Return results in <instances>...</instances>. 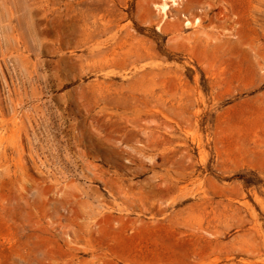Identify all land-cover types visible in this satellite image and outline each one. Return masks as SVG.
Here are the masks:
<instances>
[{
	"label": "rangeland",
	"instance_id": "1",
	"mask_svg": "<svg viewBox=\"0 0 264 264\" xmlns=\"http://www.w3.org/2000/svg\"><path fill=\"white\" fill-rule=\"evenodd\" d=\"M172 1L0 0V264H264V0Z\"/></svg>",
	"mask_w": 264,
	"mask_h": 264
},
{
	"label": "bare ground",
	"instance_id": "2",
	"mask_svg": "<svg viewBox=\"0 0 264 264\" xmlns=\"http://www.w3.org/2000/svg\"><path fill=\"white\" fill-rule=\"evenodd\" d=\"M172 3H173V5H176V2L173 0L172 1ZM213 4L212 3H208V6H212ZM168 7H167V4L166 3H163V4H161V7H160V9H162L163 10V13H165L166 12V9H167ZM169 9V8H168ZM196 19H198V18H196ZM189 23V22H188Z\"/></svg>",
	"mask_w": 264,
	"mask_h": 264
}]
</instances>
